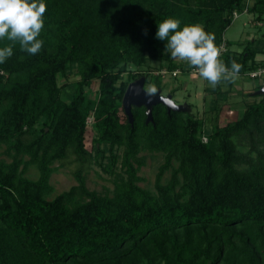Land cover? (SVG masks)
I'll use <instances>...</instances> for the list:
<instances>
[{
	"label": "trees",
	"instance_id": "obj_1",
	"mask_svg": "<svg viewBox=\"0 0 264 264\" xmlns=\"http://www.w3.org/2000/svg\"><path fill=\"white\" fill-rule=\"evenodd\" d=\"M44 2L41 51L16 45L0 64V149L11 159H0V264H264V95L220 126L218 85L210 129L162 104L149 122L144 106H132L131 125L122 108L131 81L144 76L156 92L162 71L193 68L155 38L166 18L202 24L240 75L264 67V35L239 50L224 38L234 12L264 21V0ZM147 61L158 68L128 70ZM142 151L164 154L153 190L139 185ZM70 156L76 184L50 197L53 165ZM92 165L112 176L111 196L87 189Z\"/></svg>",
	"mask_w": 264,
	"mask_h": 264
},
{
	"label": "rangeland",
	"instance_id": "obj_2",
	"mask_svg": "<svg viewBox=\"0 0 264 264\" xmlns=\"http://www.w3.org/2000/svg\"><path fill=\"white\" fill-rule=\"evenodd\" d=\"M252 1L247 3V6L252 4ZM246 11V12H245ZM264 35V21L257 22L254 19V15L249 13L247 8L243 12L238 13L237 17L233 19L231 25L225 30L224 38L231 44L232 49H241L245 42L251 38H258ZM258 59L263 58L262 55L257 56ZM158 63L154 61H147L144 65L136 68V66H129L128 70L131 72L139 69H145V71L158 68ZM161 80L160 90L162 95L170 94L172 99L178 104H187L189 110L186 112H192L196 117L201 118L205 123V128H211V117L213 112L211 111V105L216 98V94L213 91L209 83L199 75H195L191 72H180L172 77L171 74H163ZM127 73H123L122 78L125 79ZM75 75H70L68 81L76 79ZM260 78H248L246 75H238L231 83L219 84V90L225 94L226 100L224 101L219 117L218 124L224 125L228 121L235 120L239 117L245 107V103H249L258 99L259 96L256 93L255 86L262 85ZM134 81V80H133ZM64 78L59 77V83L63 84ZM154 88L153 83L145 84V89ZM259 90V89H258ZM88 124H91V119H87ZM92 133L90 134V137ZM90 138L88 141L90 142ZM3 148L0 149V159L9 162L11 159L3 152ZM140 155L144 158L145 164L140 168L138 174L143 177V181L139 183L140 186L153 190V184L155 175L158 171L159 165L164 161V154L161 152L142 151ZM54 167L56 169L50 176V184L53 186V192L50 197L55 196L58 193L68 190L71 186L76 184L74 177V170L77 167V162L74 160V156H70L63 160L62 163L55 162ZM119 163L116 169L119 170ZM26 175L29 178L36 179L38 172L34 166H30ZM170 175V171L164 173L163 180L167 179ZM85 185L88 190L94 191L99 195L113 194L112 176L104 172L97 165H92L84 173ZM164 182V181H163Z\"/></svg>",
	"mask_w": 264,
	"mask_h": 264
},
{
	"label": "clouds",
	"instance_id": "obj_3",
	"mask_svg": "<svg viewBox=\"0 0 264 264\" xmlns=\"http://www.w3.org/2000/svg\"><path fill=\"white\" fill-rule=\"evenodd\" d=\"M46 12L44 0H0V64L13 55V48L29 55L38 54L44 41L40 33L44 28L42 17ZM155 38L166 41L164 51L172 59L187 62L214 90L221 83H231L239 75L242 65L235 60L230 67L218 59L221 52L214 43V34L206 32L199 23L184 24L179 19L166 18L157 24ZM155 89H149L154 93Z\"/></svg>",
	"mask_w": 264,
	"mask_h": 264
},
{
	"label": "water",
	"instance_id": "obj_4",
	"mask_svg": "<svg viewBox=\"0 0 264 264\" xmlns=\"http://www.w3.org/2000/svg\"><path fill=\"white\" fill-rule=\"evenodd\" d=\"M144 76L131 81L123 94L122 97V108L125 115L128 118L130 124H133L132 106H144L146 114V122L152 121V107L156 104H162L166 107L167 111H188L189 106L187 104L176 103L170 94L162 95L160 90L154 93H149L144 87ZM257 94L264 95V82L262 83L259 90L256 91Z\"/></svg>",
	"mask_w": 264,
	"mask_h": 264
},
{
	"label": "built area",
	"instance_id": "obj_5",
	"mask_svg": "<svg viewBox=\"0 0 264 264\" xmlns=\"http://www.w3.org/2000/svg\"><path fill=\"white\" fill-rule=\"evenodd\" d=\"M237 15L238 14L236 12H234V18H236ZM219 50H220L221 54L227 50V46H226L225 42H222L220 44ZM179 72L180 71L176 69V70L172 71V75L173 76H176ZM190 72L193 73V74H195V75H199L198 72H197V70L194 67L191 69ZM162 74H165V72L162 71ZM263 76H264V67L263 66H260V67L256 68L255 70L249 71L247 73V77L248 78H254V79L260 78V80H261ZM203 140H206V138L203 137Z\"/></svg>",
	"mask_w": 264,
	"mask_h": 264
}]
</instances>
